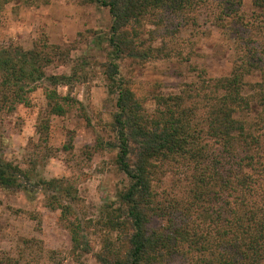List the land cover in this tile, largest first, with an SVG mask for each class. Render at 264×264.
<instances>
[{
	"label": "trees",
	"instance_id": "1",
	"mask_svg": "<svg viewBox=\"0 0 264 264\" xmlns=\"http://www.w3.org/2000/svg\"><path fill=\"white\" fill-rule=\"evenodd\" d=\"M95 1L113 16L108 41L114 60L160 57L168 50L165 35L160 46L140 49L143 23L175 36L206 19L227 35L234 51L229 74L198 70L182 92L158 95L153 113L130 87L120 86L117 163L129 183L119 193V205L108 210L109 230L117 234L104 240L98 260L264 264V0H252L250 12L244 0ZM69 56L46 38L28 50L0 46V107L11 111L28 104V94L44 82L48 114H66L79 100L59 89L73 87L76 73L49 76L46 69L67 63ZM114 60L106 70L111 87L118 84ZM167 176L176 179L167 182ZM34 184L26 170L0 156V186L52 191L47 205L61 210L79 247L83 223L73 207L76 197L68 200L72 194L62 179L41 178ZM0 264L24 263L6 257Z\"/></svg>",
	"mask_w": 264,
	"mask_h": 264
},
{
	"label": "rangeland",
	"instance_id": "2",
	"mask_svg": "<svg viewBox=\"0 0 264 264\" xmlns=\"http://www.w3.org/2000/svg\"><path fill=\"white\" fill-rule=\"evenodd\" d=\"M251 3L244 0L247 12ZM112 24L110 8L95 0H0V46L28 50L45 38L63 46L70 53L67 63L46 71L49 76L76 73L73 87L59 90L79 100L66 114L50 115L46 83L41 82L28 94V104L11 111L0 107V156L26 170L32 185L41 178L62 179L72 194L68 200L76 197L73 207L83 223L81 245L75 247L61 210L47 205L52 191L0 186V260L102 264L97 255L104 240L117 234L109 230L108 210L119 205V193L129 183L117 163L114 123L120 86L130 87L153 113L158 95L182 92L198 70L222 76L232 69L234 51L227 35L206 19L196 29L182 27L175 36L143 23L140 49L160 46L165 35L168 50L160 57L115 60L108 41ZM111 60L119 65L118 84L112 87L106 73ZM175 179L166 177L167 182Z\"/></svg>",
	"mask_w": 264,
	"mask_h": 264
}]
</instances>
